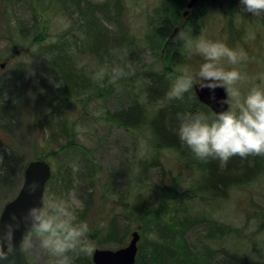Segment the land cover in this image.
Returning <instances> with one entry per match:
<instances>
[{"label": "rangeland", "instance_id": "374dc122", "mask_svg": "<svg viewBox=\"0 0 264 264\" xmlns=\"http://www.w3.org/2000/svg\"><path fill=\"white\" fill-rule=\"evenodd\" d=\"M80 1L76 5L72 0H63V4L62 0H0V64H4L0 68V100L5 97L0 102V212L18 193L27 163L41 156L52 170L44 193L49 189L74 191L84 202L78 214L86 210L93 251L125 246L136 230L135 264H222L218 251L222 246L261 260L264 172L250 185L233 190L227 200H209L204 205L198 196L187 198L196 195V167L174 152L153 151L144 128L128 131L104 118L107 112L125 108L128 91H136L146 72L167 67L162 53L146 44L164 0ZM209 2L201 4L199 34L191 36L221 39L246 51V57L235 65L243 74L239 86L246 92L254 83L264 82V15H238L243 6L236 2L219 8L209 7ZM103 4L110 20L103 18L104 11L99 12ZM183 10L181 6L179 14ZM93 18L99 34L90 27ZM185 33L190 34L188 30ZM34 36L41 42H35ZM119 38L122 46L116 45ZM56 46L72 58L70 66L77 75L69 100L63 102L60 94L65 88L54 66L59 53L54 51ZM184 51L185 63L181 65L196 67L203 59L198 53ZM224 63L233 66L226 58ZM115 67L123 71L112 79ZM100 72L102 76L97 75ZM60 118L67 119V138L58 132ZM6 119L11 121L4 129L1 124ZM65 146L63 153L55 152ZM12 155L17 157L13 162ZM153 157L155 163H151ZM66 169L69 186L60 181ZM162 188L167 195L157 194ZM140 192L151 202L145 217L133 216L131 211ZM184 192L188 196H183ZM124 214L128 218H122ZM116 216L121 233L124 231L120 236L123 244L101 240L105 227ZM92 252L81 253L89 260ZM23 254L25 264H54V257L40 248L35 236L33 247L23 249Z\"/></svg>", "mask_w": 264, "mask_h": 264}, {"label": "clouds", "instance_id": "9594fccd", "mask_svg": "<svg viewBox=\"0 0 264 264\" xmlns=\"http://www.w3.org/2000/svg\"><path fill=\"white\" fill-rule=\"evenodd\" d=\"M239 2L243 7L236 14L264 15V0ZM182 38L188 54L198 53L203 59L196 67L177 66L178 75L170 84L168 96L182 98L195 87L210 91L222 87L228 98L226 107L220 110L198 108L178 112L174 131L179 140L200 159L227 161L234 155L264 154V82L254 83L243 92L238 83L243 74L235 66L246 57V51L230 47L221 39L193 38L188 33ZM225 58L232 67L225 66ZM122 71L113 68L112 79ZM97 75L102 76L103 72ZM56 84L59 85L57 81ZM25 187L34 193L41 185L34 180ZM83 204L74 191L58 193L49 189L39 203L31 204L19 217L11 213L7 222L0 223V264H11L15 252L32 248L34 236L39 238L40 248L54 257V264H73L70 252L90 254L95 244L89 236L88 222L78 214ZM0 221H3L2 212ZM21 227L23 232L17 241L16 233Z\"/></svg>", "mask_w": 264, "mask_h": 264}, {"label": "trees", "instance_id": "16d2710c", "mask_svg": "<svg viewBox=\"0 0 264 264\" xmlns=\"http://www.w3.org/2000/svg\"><path fill=\"white\" fill-rule=\"evenodd\" d=\"M76 5L80 4V0H72ZM188 0H164V5L158 7L157 9V24L153 26V36L146 39L147 48H155L162 53L163 58L167 61V67L161 71H149L145 73V77L139 83L136 91L131 90L127 93V105L125 108L117 112H107L104 118L108 122L123 128L128 131H136L139 129H145L148 135V141L151 148L155 152L159 151H171L174 152L179 159H182L185 163H189L191 166L196 167L197 175L196 181L194 183V189L196 195L189 196L187 198H196L198 196L199 200L206 205L209 200L212 201H225L229 198L231 192L235 189H239L250 185L255 182L258 177L264 172V154H249L245 157L239 155H234L230 157L227 161H222L219 159H200L196 157L191 150L183 144L174 129L177 126L176 114L182 111L204 109L210 111L206 106L202 105L194 95L193 90L189 93H185L182 98H175L168 96V90L172 81L178 75L177 66L185 63V45L181 37L187 30L190 35L196 36L199 34V22L201 19L200 7L202 3H208L210 0H201L194 6L186 17H182V13L179 14L180 7L185 9V5ZM240 3L239 0H227L223 2L222 0H216L214 3L209 2V7H221L226 3V5H232ZM63 4V0H62ZM87 9L93 11L87 3ZM100 7V13L103 11L105 15L103 18L109 19L107 14V5L103 4ZM96 8V7H94ZM184 11V10H183ZM232 14H227V22L229 23V30L232 24L231 21ZM37 19V17H35ZM110 20V19H109ZM93 23L89 21L90 27L93 28L95 32L94 25L97 19H92ZM88 23V24H89ZM97 25V24H96ZM179 29V33L176 34L175 29ZM89 27V28H90ZM25 31L26 27L21 28ZM186 29V30H185ZM22 31V33H24ZM97 34L101 33L96 31ZM88 34V27H87ZM104 34V33H103ZM38 37H33L35 42L40 43ZM106 38V35H103ZM120 39V38H119ZM38 40V41H37ZM108 41V40H107ZM117 46H122L123 39L116 41ZM150 42L152 45H149ZM108 46V45H107ZM63 48V47H62ZM59 46H56L54 51L59 53L55 55L54 66L57 68L61 83H63V90L60 94L61 101H67L72 94L71 86L76 84V71H74V66H70L72 58L65 54V51ZM106 51V49H102ZM118 50V49H117ZM98 50H95L96 53ZM116 48L113 50L115 54ZM59 60V61H56ZM82 78V77H81ZM135 86L133 85V88ZM1 91L3 86H0ZM76 88V87H75ZM59 107V105H58ZM9 107H6L7 110ZM11 119H6L2 124V128H7ZM58 132L63 137L69 136V126L67 119L60 118L58 122ZM68 146L64 148H59L55 152L66 151ZM52 152L47 154L56 153ZM63 153V152H62ZM13 154V153H12ZM11 162L17 157L13 156ZM154 158V157H153ZM37 159H44L41 156ZM33 160H35L33 158ZM151 163H155V158L151 160ZM3 170V169H2ZM91 170V169H90ZM88 169V171H90ZM3 172V171H1ZM61 182H65V186L71 184V178L69 170H65L61 174ZM168 188L167 185H164ZM162 188L157 194L167 195L166 190ZM198 193V194H197ZM170 195V193H168ZM89 196V195H88ZM175 196V195H173ZM183 196H188L185 192ZM150 199L143 193L137 194L135 197V202L131 209L133 216L145 217L150 211ZM86 210L79 214V217L85 220ZM264 218V212L260 216ZM122 218H128L126 214ZM118 224V219L112 217L107 226L104 229L101 240H119L123 244V240L120 239L124 235L121 233ZM224 235L221 232V236ZM223 237V236H222ZM218 251L222 256V264H264V256L261 260H251L247 255L243 253H237L235 250L229 249L222 246L218 248ZM73 257V262L75 264H91L90 259L88 260L79 251L70 252ZM136 263V261H135Z\"/></svg>", "mask_w": 264, "mask_h": 264}, {"label": "water", "instance_id": "95a60500", "mask_svg": "<svg viewBox=\"0 0 264 264\" xmlns=\"http://www.w3.org/2000/svg\"><path fill=\"white\" fill-rule=\"evenodd\" d=\"M199 1L201 0H188L183 16H186L189 10L196 6ZM177 30L176 28L175 31ZM3 67L4 64H0V68ZM193 90L197 100L211 111L226 107L225 100L228 97L224 88L217 87L215 90L210 91L207 88L195 87ZM50 177L51 165L46 160L36 159L29 161L24 169L23 181L18 193L4 205L1 211L3 213V221H0V223L7 222L10 219L11 213H16L19 217L31 204L39 203ZM34 180L39 181L41 187L37 192L30 193L26 190L25 186ZM22 232L23 227L17 230V241L20 240ZM138 240L139 234L134 230L131 232L130 239L125 246L117 249H95L91 255V261L93 264H134ZM11 264H25L23 249L13 254Z\"/></svg>", "mask_w": 264, "mask_h": 264}]
</instances>
